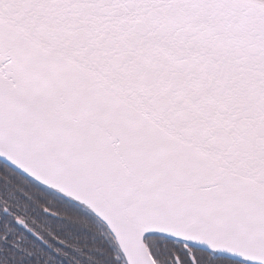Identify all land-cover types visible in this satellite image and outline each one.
I'll list each match as a JSON object with an SVG mask.
<instances>
[{"label":"snow or ice","instance_id":"1","mask_svg":"<svg viewBox=\"0 0 264 264\" xmlns=\"http://www.w3.org/2000/svg\"><path fill=\"white\" fill-rule=\"evenodd\" d=\"M0 264H264V0H0Z\"/></svg>","mask_w":264,"mask_h":264}]
</instances>
